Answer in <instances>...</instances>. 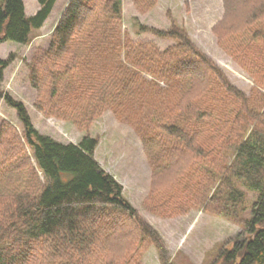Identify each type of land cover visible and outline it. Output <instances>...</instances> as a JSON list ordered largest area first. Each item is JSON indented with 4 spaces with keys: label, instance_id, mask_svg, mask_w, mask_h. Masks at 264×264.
<instances>
[{
    "label": "trees",
    "instance_id": "obj_1",
    "mask_svg": "<svg viewBox=\"0 0 264 264\" xmlns=\"http://www.w3.org/2000/svg\"><path fill=\"white\" fill-rule=\"evenodd\" d=\"M37 1L40 8L28 15L24 0H0V44H27L43 26L57 0ZM156 1L135 0L144 11ZM226 3L217 33L227 49L242 54L248 45L235 35V16L242 12L251 39L259 38L253 31L263 23L255 15L264 11V0ZM123 20V0L69 1L50 48L33 60L38 106L81 127L114 110L141 133L151 157L156 185L150 208L201 205L222 215L243 229L231 247L219 249L220 264H264V92L249 97L231 84L175 21L168 30L139 24L140 32L176 41L162 50L153 41H134ZM13 59L0 57V98L17 109L24 130L9 122L0 127V264H44L43 247L57 256L51 264L138 262L147 242L168 262L157 230L96 159L99 139L63 142L41 133L25 104L2 89ZM254 61L264 86V67ZM212 140L224 151L221 158L210 156ZM242 186L258 193L249 216ZM155 195L167 200L154 204Z\"/></svg>",
    "mask_w": 264,
    "mask_h": 264
},
{
    "label": "rangeland",
    "instance_id": "obj_2",
    "mask_svg": "<svg viewBox=\"0 0 264 264\" xmlns=\"http://www.w3.org/2000/svg\"><path fill=\"white\" fill-rule=\"evenodd\" d=\"M69 1L57 0L50 16L41 28L33 30L27 44L11 40L0 44V57L6 59L14 54V59L4 70L2 89L25 104L35 127L41 133L63 142H79L85 135L99 139L96 159L123 185L125 197L141 217L157 230L169 257L166 262L156 244L147 242L140 251L138 262L126 260L124 263L220 264L219 249L224 245L231 247L243 227L222 215L205 210L201 205L181 211L163 206L157 210L155 206L150 208L149 197L156 185L155 169L143 136L133 124L119 119L114 110L107 108L88 127H81L72 119L47 114L38 106L39 88L31 81L33 60L38 50L50 48L54 29ZM24 3L28 15L35 14L40 8L37 0H24ZM228 10L226 0H157L146 11L140 10L135 0H123V29L134 41H153L163 50L176 41L158 37L151 32H140L139 24L168 30L175 21L186 29L192 42L217 64L229 82L250 97L260 90L264 92L263 80L257 82L256 69L250 63L254 59V62L264 67V11L255 15L259 16L258 23L262 22L263 25H258L257 30L253 31L261 35L254 39L248 34L247 23L241 15L243 13H235V35L248 45L244 46L242 54H237L225 47L216 29L227 18ZM4 122L13 124L20 132L24 130L17 109L0 98V127ZM234 123L235 118L232 126ZM210 142H214L209 149L210 156L221 158L224 151L215 141ZM242 188L247 193L248 210L245 214L249 216L258 193L247 187ZM213 190L214 184L207 197ZM158 199L159 202L165 201L167 196L155 195L153 203ZM38 254L42 255L39 260L44 264L57 260L56 254L45 247Z\"/></svg>",
    "mask_w": 264,
    "mask_h": 264
},
{
    "label": "crops",
    "instance_id": "obj_3",
    "mask_svg": "<svg viewBox=\"0 0 264 264\" xmlns=\"http://www.w3.org/2000/svg\"><path fill=\"white\" fill-rule=\"evenodd\" d=\"M38 5H40L39 2H38Z\"/></svg>",
    "mask_w": 264,
    "mask_h": 264
}]
</instances>
